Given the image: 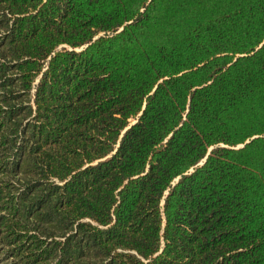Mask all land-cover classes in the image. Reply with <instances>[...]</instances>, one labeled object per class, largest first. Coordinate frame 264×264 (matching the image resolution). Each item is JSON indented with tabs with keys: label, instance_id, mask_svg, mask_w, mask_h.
I'll return each instance as SVG.
<instances>
[{
	"label": "trees",
	"instance_id": "1",
	"mask_svg": "<svg viewBox=\"0 0 264 264\" xmlns=\"http://www.w3.org/2000/svg\"><path fill=\"white\" fill-rule=\"evenodd\" d=\"M0 264H264V0H0Z\"/></svg>",
	"mask_w": 264,
	"mask_h": 264
},
{
	"label": "water",
	"instance_id": "2",
	"mask_svg": "<svg viewBox=\"0 0 264 264\" xmlns=\"http://www.w3.org/2000/svg\"><path fill=\"white\" fill-rule=\"evenodd\" d=\"M204 163V161L202 163H200L201 165Z\"/></svg>",
	"mask_w": 264,
	"mask_h": 264
}]
</instances>
